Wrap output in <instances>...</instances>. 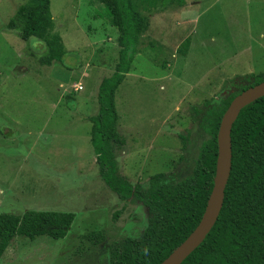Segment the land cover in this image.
Segmentation results:
<instances>
[{
	"label": "rangeland",
	"instance_id": "obj_1",
	"mask_svg": "<svg viewBox=\"0 0 264 264\" xmlns=\"http://www.w3.org/2000/svg\"><path fill=\"white\" fill-rule=\"evenodd\" d=\"M26 1L0 0V213L75 218L62 240L15 237L0 264H109V247L140 239L150 218L107 188L90 145L87 118L115 69L118 34L99 0H49L65 54L42 65L44 44L6 28ZM136 3L149 28L115 94L125 138L114 150L118 174L132 186L158 173L180 181L210 138L192 107L226 95L236 76L264 74V0L173 1L161 10ZM90 232L105 242L94 246Z\"/></svg>",
	"mask_w": 264,
	"mask_h": 264
},
{
	"label": "trees",
	"instance_id": "obj_2",
	"mask_svg": "<svg viewBox=\"0 0 264 264\" xmlns=\"http://www.w3.org/2000/svg\"><path fill=\"white\" fill-rule=\"evenodd\" d=\"M140 1V0H139ZM156 2L154 10L167 9L184 0ZM110 26L117 31L118 59L114 71L97 88L98 111L91 123L90 145L101 180L120 201L140 202L150 215L140 239L125 238L109 247V264H160L198 225L213 187L217 158V132L230 102L242 91L264 81V74H245L228 81L229 90L219 99L192 107L194 118L210 136L202 145L191 173L180 181L165 173L151 176L146 184L132 186L118 174L114 150L125 138L118 131L115 94L131 69L149 18L137 0H99ZM162 6V7H160ZM22 40L36 38L45 46L40 63L50 66L65 54L53 32L49 0H27L8 21ZM231 172L217 222L205 240L181 264H264V97L244 107L231 129ZM72 213L26 211L0 213V259L15 237L34 240L46 236L62 240L74 221ZM94 246L105 242L103 232L85 236Z\"/></svg>",
	"mask_w": 264,
	"mask_h": 264
},
{
	"label": "water",
	"instance_id": "obj_3",
	"mask_svg": "<svg viewBox=\"0 0 264 264\" xmlns=\"http://www.w3.org/2000/svg\"><path fill=\"white\" fill-rule=\"evenodd\" d=\"M264 97V81L238 94L224 112L216 137L217 158L213 178V187L208 197L205 210L195 229L176 247L160 264H181L201 245L214 227L224 201V190L231 172V129L240 111L247 105Z\"/></svg>",
	"mask_w": 264,
	"mask_h": 264
},
{
	"label": "built area",
	"instance_id": "obj_4",
	"mask_svg": "<svg viewBox=\"0 0 264 264\" xmlns=\"http://www.w3.org/2000/svg\"><path fill=\"white\" fill-rule=\"evenodd\" d=\"M78 90H82V87H78Z\"/></svg>",
	"mask_w": 264,
	"mask_h": 264
},
{
	"label": "crops",
	"instance_id": "obj_5",
	"mask_svg": "<svg viewBox=\"0 0 264 264\" xmlns=\"http://www.w3.org/2000/svg\"><path fill=\"white\" fill-rule=\"evenodd\" d=\"M250 74V73H249ZM1 192V191H0Z\"/></svg>",
	"mask_w": 264,
	"mask_h": 264
}]
</instances>
